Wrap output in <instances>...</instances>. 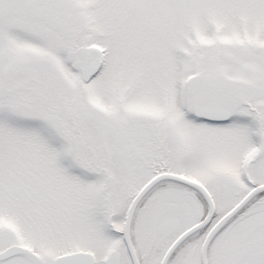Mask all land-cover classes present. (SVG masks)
<instances>
[{
  "label": "snow or ice",
  "instance_id": "obj_1",
  "mask_svg": "<svg viewBox=\"0 0 264 264\" xmlns=\"http://www.w3.org/2000/svg\"><path fill=\"white\" fill-rule=\"evenodd\" d=\"M0 264H264V0H0Z\"/></svg>",
  "mask_w": 264,
  "mask_h": 264
}]
</instances>
